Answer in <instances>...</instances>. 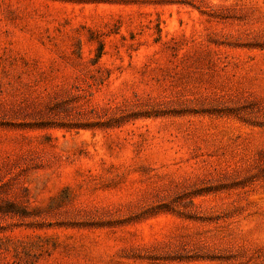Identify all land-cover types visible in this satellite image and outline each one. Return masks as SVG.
<instances>
[{
  "label": "rangeland",
  "instance_id": "obj_1",
  "mask_svg": "<svg viewBox=\"0 0 264 264\" xmlns=\"http://www.w3.org/2000/svg\"><path fill=\"white\" fill-rule=\"evenodd\" d=\"M0 264H264V0H0Z\"/></svg>",
  "mask_w": 264,
  "mask_h": 264
}]
</instances>
